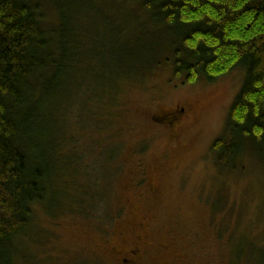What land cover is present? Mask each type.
Masks as SVG:
<instances>
[{
	"label": "rangeland",
	"instance_id": "rangeland-1",
	"mask_svg": "<svg viewBox=\"0 0 264 264\" xmlns=\"http://www.w3.org/2000/svg\"><path fill=\"white\" fill-rule=\"evenodd\" d=\"M40 1L56 9L55 0ZM73 1V62L49 76L41 110L48 134H39L54 153L65 133L50 154L63 180L49 210L35 205L19 253L28 250L27 264H120L142 242L140 264H264V156L246 148L221 168L212 151L244 69L184 82L153 64L170 39L141 9ZM113 39L128 41L135 57L115 65ZM179 108L173 130L155 118Z\"/></svg>",
	"mask_w": 264,
	"mask_h": 264
},
{
	"label": "trees",
	"instance_id": "trees-1",
	"mask_svg": "<svg viewBox=\"0 0 264 264\" xmlns=\"http://www.w3.org/2000/svg\"><path fill=\"white\" fill-rule=\"evenodd\" d=\"M115 2L141 9L169 37L167 46L157 51L162 61L153 64L170 66L184 82H212L234 68L244 69L242 87L212 151L221 168L229 167L246 148L264 156V0ZM54 5L50 14L40 0H0V264L28 263L29 252L24 248L19 253V245L35 205L49 210V193L63 180L53 167V152L47 151L46 143L43 148L39 144L48 134L43 130L48 122L41 111L46 107L42 94L52 89L49 76L60 73L65 60L73 62L76 46L69 42L72 19L67 11L79 4L55 0ZM112 46L117 66L135 57L128 41L115 39ZM113 85L110 105L117 99L118 87ZM42 131L44 137L39 136ZM55 137L53 160L63 148L65 133ZM36 141L39 148L34 151Z\"/></svg>",
	"mask_w": 264,
	"mask_h": 264
},
{
	"label": "flooded vegetation",
	"instance_id": "flooded-vegetation-1",
	"mask_svg": "<svg viewBox=\"0 0 264 264\" xmlns=\"http://www.w3.org/2000/svg\"><path fill=\"white\" fill-rule=\"evenodd\" d=\"M184 113L183 108H179V110H174L172 112H165L162 115V112L160 115H157L155 118L163 123H166L170 126L171 130H173V127L178 125V122ZM137 246L133 249L128 250L125 255L127 258H120V264H140V260L142 259V247L145 246L144 243L139 242L136 243Z\"/></svg>",
	"mask_w": 264,
	"mask_h": 264
}]
</instances>
